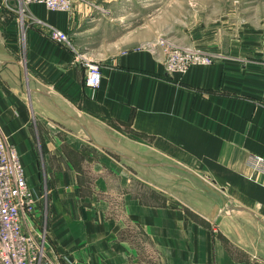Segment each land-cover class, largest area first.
Masks as SVG:
<instances>
[{
  "label": "crops",
  "instance_id": "crops-1",
  "mask_svg": "<svg viewBox=\"0 0 264 264\" xmlns=\"http://www.w3.org/2000/svg\"><path fill=\"white\" fill-rule=\"evenodd\" d=\"M93 3L75 0L71 11L30 3L22 25L16 3L0 0V128L34 195L47 196L49 257L264 264V166L250 162L264 158V50L205 49L213 63L170 74L158 47L108 44L114 33L98 30L105 13ZM50 27L83 57L50 39ZM90 60L103 72L96 89L85 84ZM130 162L183 165L220 195L192 186L174 203L180 190L154 186L158 201L149 202L147 188H133L141 179Z\"/></svg>",
  "mask_w": 264,
  "mask_h": 264
},
{
  "label": "rangeland",
  "instance_id": "rangeland-1",
  "mask_svg": "<svg viewBox=\"0 0 264 264\" xmlns=\"http://www.w3.org/2000/svg\"><path fill=\"white\" fill-rule=\"evenodd\" d=\"M11 1L16 3L19 17L25 14L26 10L22 12V8L26 9L27 6L23 5L21 0ZM72 1L71 10L74 8L75 0ZM89 1L95 2L89 6L92 7V12L105 13L102 20L97 21L102 22L98 30L104 31L103 25L107 24L108 33H114L113 37L109 36L113 39L106 41L108 44L116 42L123 48L140 45L147 48L158 47V55L163 62L166 53L174 45L189 46L201 51L221 49L228 53L239 48L246 50L253 47L264 50V0ZM35 134L39 138V132ZM148 166H136L130 162L131 170L139 172L138 176L141 179L136 180L133 188L135 191L147 188L148 194L145 199L149 202H155V199L158 201V195L154 196L149 191V188L154 186L157 187V191L162 188L172 191L180 190V193L176 191L177 195L174 194V203H180L187 198L184 192L187 187H208L201 179L192 176L184 169L178 170L170 165L160 168L158 165H156L157 168ZM145 169L147 174L144 172ZM24 170L26 171V168ZM170 173H173V176ZM174 173H178V176ZM33 198L34 211L32 217H24L27 221L24 225L26 228L42 230L47 234V228L44 227L47 219L46 207L44 208L47 205V196H35L33 193ZM193 200L196 202L197 198ZM37 202L40 205H37Z\"/></svg>",
  "mask_w": 264,
  "mask_h": 264
},
{
  "label": "built area",
  "instance_id": "built-area-1",
  "mask_svg": "<svg viewBox=\"0 0 264 264\" xmlns=\"http://www.w3.org/2000/svg\"><path fill=\"white\" fill-rule=\"evenodd\" d=\"M23 5L44 4L53 10L69 11L72 0H21ZM26 9L22 8V12ZM19 22L24 25L25 14ZM48 36L53 41L77 49L67 32L50 27ZM81 54L77 58H82ZM215 54L189 46L174 45L167 53L164 68L167 73L184 74L193 65H209ZM87 73L85 84L93 89L101 85L103 72L98 61H85ZM256 168L264 166V158L253 156L251 161ZM34 211L33 192L30 189L23 163L16 146L11 143L0 128V264H71L67 256L56 254L50 258L45 247L46 233L26 228L24 217H32Z\"/></svg>",
  "mask_w": 264,
  "mask_h": 264
},
{
  "label": "water",
  "instance_id": "water-1",
  "mask_svg": "<svg viewBox=\"0 0 264 264\" xmlns=\"http://www.w3.org/2000/svg\"><path fill=\"white\" fill-rule=\"evenodd\" d=\"M131 159L135 160L136 162L138 163H141L138 159L134 158V157H130ZM143 165H151L152 163H142ZM168 165L170 166H174V167H178L180 169H184L186 171H189L191 172L192 174L196 175L197 177H199L208 187H210L211 189H213L214 191H216L219 195H220V192L218 190L215 189V185L212 186L213 184H215V181H210V180H207L205 179L203 176L201 175H198L196 172L182 166V165H179V164H175V163H167ZM213 183V184H212ZM222 197V196H221ZM225 200V199H224Z\"/></svg>",
  "mask_w": 264,
  "mask_h": 264
}]
</instances>
